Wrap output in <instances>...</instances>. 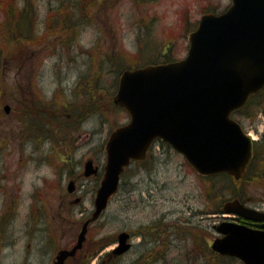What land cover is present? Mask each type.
<instances>
[{
    "label": "rangeland",
    "instance_id": "obj_1",
    "mask_svg": "<svg viewBox=\"0 0 264 264\" xmlns=\"http://www.w3.org/2000/svg\"><path fill=\"white\" fill-rule=\"evenodd\" d=\"M231 3L232 0H0V179L8 186V197H20L13 203L0 191V264H52L61 249L76 243L84 221L94 211L106 164L104 145L112 131L129 121L128 114L112 102L121 73L184 58L188 35L196 30L201 16L209 11L224 12ZM20 27L26 38L16 44ZM80 82L81 128L67 133L72 140L69 146L76 147V151L69 149L68 154L58 156L59 147L48 140L41 143L40 152L33 153L39 142H29L22 151L14 135L17 86H35L49 99L56 90H63L64 102L79 106ZM6 104L12 108L9 115L4 111ZM237 118L253 138L264 134V93ZM155 149V157L145 163L144 169L134 166L126 172L118 195L101 218L90 225L81 264H98L102 259H107L108 264H142L147 259L139 236L128 254L118 259L108 256L114 248L111 243L121 232L140 234L145 224L166 214L168 219H182L184 223L194 212H203L199 216L211 231L213 223L223 217L217 207L234 198L238 189L245 200H252L251 207L260 192L254 181L238 187L225 175L200 177L172 148L158 144ZM88 160L100 167V175L84 177ZM61 165L66 168L57 176L56 167L61 169ZM67 170L69 173H65ZM80 173L81 203L68 197L67 221L62 223L58 217L62 206L61 176ZM65 175L66 193L69 180ZM34 192L42 198L32 201L30 195ZM211 232L217 236L214 229ZM180 251L184 257L185 251ZM178 254L177 250L169 253V260ZM213 261L216 263L212 264H232L217 258ZM78 262L70 260L68 264ZM168 264L187 262L177 259Z\"/></svg>",
    "mask_w": 264,
    "mask_h": 264
},
{
    "label": "water",
    "instance_id": "obj_2",
    "mask_svg": "<svg viewBox=\"0 0 264 264\" xmlns=\"http://www.w3.org/2000/svg\"><path fill=\"white\" fill-rule=\"evenodd\" d=\"M189 40L185 59L121 75L114 102L127 110L131 121L107 141V164L94 212L76 245L61 250L54 264H65L83 248L89 225L119 191L125 168L131 161L144 160L156 139L183 154L201 175L228 173L236 179L245 175L253 141L231 115L264 89V0H233L226 13L204 15ZM5 110L9 113L10 107ZM97 173L88 161L85 176ZM224 210L257 218V212L239 200L226 203ZM216 229L224 236L215 240V252L238 257L245 264H264V232L228 222ZM128 239V233H121L113 254L128 252Z\"/></svg>",
    "mask_w": 264,
    "mask_h": 264
},
{
    "label": "flooded vegetation",
    "instance_id": "obj_3",
    "mask_svg": "<svg viewBox=\"0 0 264 264\" xmlns=\"http://www.w3.org/2000/svg\"><path fill=\"white\" fill-rule=\"evenodd\" d=\"M78 87L80 90L78 91L80 105L78 106V111L74 113L76 115L75 117L69 108L70 103L64 102V99H66L65 91L56 90L49 99V95L42 94L43 90H39L35 86H17L18 89H16L17 93L15 95L16 105L18 106V108L15 107V112L17 114L15 116V122L17 123V127L15 126L14 135L16 134V138L20 140L19 146L22 151H25L29 142H39L38 145L36 143L34 146L33 153L40 152L42 151L41 143L45 140L51 142L54 141L56 143L59 147V150L56 149L57 152H59L58 156H63L65 153L68 154L69 149L72 152L76 151V147L71 149L72 145L70 144L69 146V141L72 143V140L69 139L67 133L69 134V131H76L81 128V82ZM38 88H41V86H38ZM2 109V102L0 101V112ZM71 117L75 118L72 125L70 122V119H72ZM158 144L162 143L160 141L154 143L145 162H133L130 168L137 166L138 168L144 169L145 163L155 157V154L157 153L155 148ZM254 152L256 162L254 182L258 186L260 192H262H259V194L255 196L252 203V207L257 211V218L255 220H250L242 217H222L219 222L232 221L239 225L255 229L256 231L264 232V134L262 133L255 142ZM61 162L66 163L64 160H61ZM65 168L64 165H61V169L57 166V176H59V173H64L63 171ZM65 173H69V171L67 170ZM64 175L65 174L61 176L59 182V189L62 188L59 197L61 200L60 205L62 206L58 217L62 223L67 221V208L65 207V203L67 202L68 197H75L76 204L81 203V196L78 197V185L81 181V173L77 176L72 175L70 177L68 174L65 175L66 181L69 180L66 193L63 192L65 191L63 184ZM6 179L8 178L6 177ZM0 181L3 182L2 179H0ZM7 187L8 186L4 185V182L0 183V191H2L1 195L7 197L10 202L16 203L20 197H8L10 193L7 192ZM18 195H20V193H18ZM41 198L39 192H34L30 195L32 201L40 200ZM240 199L242 203L247 204L248 206L251 205L250 201L252 200L249 201L244 198ZM199 213L203 214V212ZM199 213L194 212L190 217L185 219L186 221H184V223L182 222V219H168V214H166L167 216L163 215L162 217H157V219L145 224L143 232L140 234L130 230L128 232L131 242L130 252L135 247L134 239L139 236L142 240V245L144 246L143 256L147 259V261L145 260L143 262L144 264H168V262L172 263V261H177V259H184L187 264H198V262L201 261H203V264H212L213 254H215L212 245L215 239L220 236L218 234L216 237L213 236L211 231L215 229V224L213 223L211 231H209L210 229H208V226L203 225V217L199 216ZM192 215L193 217H196L197 220L196 218L192 219ZM200 218L201 220H199ZM114 244H116V242ZM72 247L68 246L65 249ZM175 250L179 253L178 256L169 260L168 254ZM180 250L185 251L184 257L180 256ZM110 257L117 258L115 255H110ZM55 259L52 264H54ZM76 259L79 261L78 264H81V250L75 257L69 258L67 264L70 260ZM103 260L105 261V264H108L107 259H102V261Z\"/></svg>",
    "mask_w": 264,
    "mask_h": 264
},
{
    "label": "trees",
    "instance_id": "obj_4",
    "mask_svg": "<svg viewBox=\"0 0 264 264\" xmlns=\"http://www.w3.org/2000/svg\"><path fill=\"white\" fill-rule=\"evenodd\" d=\"M20 19H21V17H20ZM21 22V21H20ZM22 30H24V28L22 29L21 27L19 28V31H18V38H17V40H16V44L17 43H19V42H21L22 41V43H23V39L24 38H26V36H25V33H22L23 31ZM22 31V32H21ZM22 37V38H21ZM1 76V75H0ZM0 86H1V77H0ZM1 91L2 90H0V93H1ZM260 96V95H259ZM258 96V97H259ZM255 98H252V101L254 100ZM80 105V104H79ZM93 106H97L96 104H91V107H93ZM69 108H70V110H71V113H75L76 111H78V106H73V105H69ZM95 111V110H94ZM94 111H92V113L94 112ZM243 113V112H242ZM74 116L76 117V115L74 114ZM72 118V117H71ZM74 119L75 118H72V119H70V122H71V125H72V122H74ZM254 168H253V165H252V167H251V169L249 170V174H248V176H250V177H252V175H253V172H254V170H253ZM237 195H236V197H238V198H240V194H238V193H236ZM217 259H222V258H217ZM222 261H224L225 262V260L223 259V260H221V262ZM218 262V261H217ZM220 262V261H219ZM215 263H216V261H215Z\"/></svg>",
    "mask_w": 264,
    "mask_h": 264
}]
</instances>
